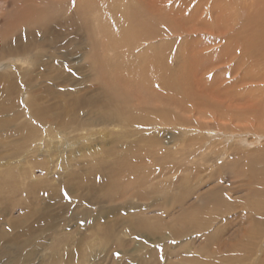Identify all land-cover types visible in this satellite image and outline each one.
<instances>
[{
	"label": "rangeland",
	"instance_id": "374dc122",
	"mask_svg": "<svg viewBox=\"0 0 264 264\" xmlns=\"http://www.w3.org/2000/svg\"><path fill=\"white\" fill-rule=\"evenodd\" d=\"M238 1L0 0V47L14 42L27 28L39 34L31 40L30 53L22 58L24 60L13 62L12 56L7 54L0 57V181L4 183L3 193H7L4 203H0V230L6 234L0 240V264L15 262L14 255L1 253L11 247V241L24 247V257L31 254L25 264H191L195 258L202 264H264V174H259V180L257 173L253 177L246 174L250 173L247 170L250 159L264 150L261 113L264 103L260 114L250 113L255 102L236 94L241 82L233 81L234 74L228 86L219 76L215 77L217 83L207 86L200 69L194 68L201 65V60L192 57L200 50L210 54L232 50L228 43L245 34L240 33V29L248 24L247 16L239 11L241 17L234 19L231 15L227 18L223 12L226 8L234 9L232 4ZM89 2H101L99 9L102 10L124 4L121 11L124 9L125 15L120 22L114 21L120 20V16L113 13L107 19L99 16L101 20L92 14L83 16ZM254 2L252 5L248 2V10L261 9L262 4ZM139 12L151 13L153 19L146 24ZM130 13L136 14L125 18ZM50 14L46 28L34 27L36 19ZM138 16V24H146L143 28L134 22ZM131 18L132 21H128ZM112 26L117 32L127 27L135 40L116 41L117 33L110 28ZM207 42H210L209 47ZM150 44L154 48L151 54L161 51L175 54L172 63L164 59L169 69L174 67L183 72L184 59L192 66V71L185 70L182 75L183 82L193 89L192 93L198 98L195 103L203 100L205 106L180 111L160 105L163 113H172L171 120L166 122L164 116L154 115L156 111H149V104L142 102L140 107L148 109L139 127L123 129L116 122H97L102 115L109 114L113 118L119 109L111 105L100 84L96 62L104 63V73L108 77L115 63L121 61L128 50L148 51ZM235 46L241 49L242 43ZM183 48H187L186 58L181 56ZM128 53L130 57L135 55ZM242 63L246 71L248 63ZM222 69L224 72L226 68ZM12 86L18 89L12 90ZM31 100H37L36 105L31 104ZM43 110L49 115H66V126L40 129L35 112ZM175 117L185 119L175 121ZM71 118L76 121L68 124ZM56 121L62 122L57 118ZM33 131L36 133L31 139ZM223 131L231 133L230 137L244 138L240 140L242 144L236 149L237 153L226 154L227 157L216 165L217 156L232 146L227 141L210 140L212 135ZM256 136L262 137L257 139ZM255 138L258 143L249 147L246 143ZM132 147L137 152L133 153ZM198 148L203 149V154L197 152ZM175 149L181 154L188 151V172L181 175L189 179L190 187L197 193H191L192 189L189 193L171 192L167 187L172 176L162 175L163 167L168 168L171 160L180 166L179 160L173 157ZM191 153H197L198 158ZM133 157L140 158L141 162L130 168L124 165ZM147 173L156 174L158 178L152 184L143 181L137 189L145 198H139L132 183L139 175ZM133 174L136 175L131 176ZM124 177L127 182L123 184ZM216 186L225 190L220 194L226 204L202 205L199 199L205 200ZM236 186L241 188L237 193L226 191L227 188L235 191ZM124 188L131 192L121 193ZM58 195L62 200H58ZM179 197L185 203L182 204L184 209L181 203L175 205ZM29 212L33 213L29 215ZM188 212H191L189 218L198 214L199 218L208 219L212 228L200 231L197 222L191 225L186 236L173 238L171 228L181 229L182 216ZM136 219H146L150 223L142 228L144 230H138ZM19 220L20 225H13ZM26 227H35L34 237L24 236ZM51 248L61 250L57 259ZM188 255L192 257L190 261Z\"/></svg>",
	"mask_w": 264,
	"mask_h": 264
},
{
	"label": "bare ground",
	"instance_id": "6f19581e",
	"mask_svg": "<svg viewBox=\"0 0 264 264\" xmlns=\"http://www.w3.org/2000/svg\"><path fill=\"white\" fill-rule=\"evenodd\" d=\"M18 2H19V0H18ZM248 2H250V5H252V2L255 3L254 0H239L237 3L232 4L234 9L227 10V8H226L225 12H223L221 10V12H223V14H225V16L227 18H229L232 15L234 19H237L238 16H240L238 14L239 11L243 15L247 16L246 17L247 19L245 21H247L248 24L242 23L244 26L240 29V30H242L240 33H245V34H240L241 35L240 37H238V38L236 37L237 40L235 39V40H232L230 43H228V44H230L228 47L232 48V50L229 53H224V51H223L222 54L220 52L210 54L209 51L200 50L197 53L196 52L193 53L192 57L194 55V57L197 56V60H201L200 61L201 65L195 66L194 68L200 69L201 74H202L201 76L203 77V82L206 83L207 86L210 85V87H212L213 83H217L216 82L217 79H215V77H217V76L223 77V81H225V82H223L221 80L219 82H223L225 84V86H228L230 84H227V83L232 82V81H229L230 78L232 77V75L233 74L236 75V79H234L233 81L234 82H239V81L241 82V85H239L240 88L236 92V94L239 95V97H241L242 99H243V97H249V99L252 98V102H255V107L251 109L250 113H256L255 115L257 116L258 114H260L259 112H260V110H262L261 105L264 103V0H257V3L262 4V7L260 10H256V11L248 10V9H250L248 7V6H250V5H248ZM5 3H4V5H5ZM94 3H92V2L88 3V7L85 8L82 12L83 16H85V15L87 16L89 14H92L94 16H97V19H99L100 17H103V19L104 18L107 19L108 17H111L110 15L113 13V14H117L120 16V20L116 21L113 19L115 22L122 21V19H123L122 15H125L122 13L125 10L123 9V11H121L122 7H124L123 6L124 4L123 5L117 4V5L107 6L104 8L105 10L104 9L102 10V9H99V7L102 5L101 2H94ZM48 6H47V4L45 5L46 8ZM42 8L44 10V7H42ZM39 10H40V8H39ZM47 12H48V10H47ZM135 14L136 13H130L129 15L125 16V18H130V16L135 15ZM139 14H140L141 18L145 17L143 19V22H145L146 24H149L151 19H153L151 13L139 12ZM153 14H154V12H153ZM35 15H34V17H35ZM252 15H256V17L252 16ZM50 16H51V14L48 16L42 17L40 19H36L37 20L36 22L33 20L32 22H35V23H33L34 27L36 29L39 28L40 30H42V27L46 28L45 22L48 21V18ZM140 17L138 16L136 18V21L134 20V22H136V24L139 23ZM100 20H101V18H100ZM128 21L131 22L132 18ZM32 22H30L31 26H32ZM106 23H107V21H106ZM145 23L138 24L137 27L140 26V28H143V26H146ZM118 24H116V25H118ZM28 25H29V22H28ZM250 25L253 26L254 29ZM21 27H23V26H21ZM25 27H26V24H25ZM114 27L115 26H112L110 28H114ZM27 29H29V30H27ZM27 29L22 30V32H21L22 34L14 42L10 43V42L5 41L7 44L0 47V57L1 56L4 57V55L7 54V55L12 56L11 61H13V62L18 61V60H21V61L24 60L22 58L26 57L25 55L30 53L31 40H34V38L37 35H39L37 33H36L37 35L35 34L36 31L30 30V28H27ZM127 29L128 28L126 27V29L122 30V32L120 30H119L120 32H117L116 28H114V32L117 33L115 36L116 41L131 40L133 42L135 40V38L133 37V34L131 32H127ZM253 30H255V31L253 32ZM199 31L200 30H194V32H199ZM200 36H201V39H204V37H205L202 34ZM180 38H181V36H180ZM231 38L233 39V37H231ZM228 39H230V38H228ZM203 43H205V42H202V44ZM209 43L210 42L206 43V44H208V47H209ZM239 43H242L241 49H240V46H235V45H238ZM153 44H150L148 51L145 50V51L136 53L135 51L128 50L125 54L126 56H122L121 61H118L115 63L114 71H112L111 75L108 77L104 73V68H105L104 63L100 62V61L96 62V67H97L98 77L100 79V84H101L102 88L104 89V91L107 93L106 95H107V98L110 100L111 105L119 109L118 113L115 114L113 118L109 114L108 115H102L101 117H99L97 119V122L107 123V124H115V122H116L123 129L132 128L133 126L139 127V121L140 120L145 121L144 120L145 116L143 118L142 115H144V112L146 111V109H148V108L142 109L140 107L139 104L142 102H146L149 104V106H150L149 111L150 110H152V112L154 110L156 111L154 113V115H157L159 117L164 116L167 120L166 122H169L171 120L170 118H172V113L171 112L168 114L163 113L162 112L163 109L159 108L160 105H163V106L169 107V108H173V109L175 108L177 110L179 109L180 111L182 109L184 111H186L187 109L191 110L192 108L193 109H200L202 106H205V103L203 100L199 101L198 104L195 103L198 100V98H195L194 93H192L193 89L188 86V83L184 84V82H183L184 77L182 75H185L184 74L185 70L192 71V66L186 64L185 59H184L183 72L175 70L174 67L169 69L168 68L169 65L164 63V59H169L172 63V57L175 56V54L170 53V52L164 53L162 51L158 54H156V53L151 54L152 53L151 51L154 49V48H152ZM185 49H187V48H183L182 49L183 52H181L182 53L181 56H183V58L187 57V51H185ZM237 50L245 51V53L244 54H238ZM128 52H133L135 55L133 57H130L129 56L130 53H128ZM242 61L245 63L246 62L248 63V68L246 69V71L243 70L246 65H244L242 63ZM104 62H105V60H104ZM217 65H220V68ZM224 67L226 69L223 72L222 68H224ZM250 69H251V71H250ZM124 73H126V75ZM1 84L2 83H0V87H1ZM234 84L236 85L237 83H234ZM221 85L222 84H220V86ZM15 89H18V88L15 86H12V90H15ZM225 90L227 91L226 88H225ZM130 96H133L134 98L136 97L135 100H133L134 98L130 99ZM36 102H37V100H34V101H32L31 104L34 103V105H36L35 104ZM250 105H252V104H250ZM72 106H71V108L75 109V106L74 105H72ZM34 107H32V108L34 109ZM57 108H58V106H57ZM71 108L70 109L67 108V109L69 111H72ZM133 108H135V109H133ZM136 109H139V111L138 112L133 111ZM166 109H168V108H166ZM39 110H40V108H39ZM47 110L54 111L55 109H47ZM47 110L46 111L43 110L39 113L35 112V116L37 117L36 124H37V122L40 124V126H39L40 129H44L47 126H51V128H53V129L59 125L66 126V122H65L67 120L66 115L64 116L63 114H60L58 116V114L55 115V113H52L55 115V116L54 115L52 116V114L51 115L47 114V112H48ZM122 112L124 113V115L122 114ZM67 113H69V112H67ZM261 113H263L262 118L264 120V108L261 111ZM243 114H245V113H243ZM116 116H117V121H115ZM56 118L62 120V122L61 121L57 122ZM175 118H176L175 121H183L185 119L183 117H182L183 119H181V118L179 119L177 117H175ZM32 119H34V118H32ZM119 119L121 121H118ZM74 121H76L75 118H71L69 120L68 124L74 123ZM48 123L50 125H48ZM76 127L79 128L78 126H76ZM35 133H36V131H33L32 135L30 136L31 139ZM43 134H44V132H43ZM263 134H261V135H263ZM230 135H232V134L223 131L222 133H218L217 135L211 136L212 139H210V140L214 141L215 143H222V142L225 143L226 141L228 143H232V146L229 147L224 154H219L217 156L216 165H218V162L222 158L225 159L227 156H229L230 153H237L236 149H238V147L240 146V143H241L240 140H243V138H244V136L238 137L239 136L238 135L237 137L239 139H237V137H233L234 135L232 137H230ZM44 136H45V134H44ZM28 137H29V135H28ZM256 137H257V139L258 138L260 139L262 136L261 137L256 136ZM41 140H42V138L39 139V141H41ZM219 141H221V142H219ZM256 143H258V141L255 138L254 141H248L246 144L249 145V147H250V146H255ZM246 144H245V146H246ZM185 147L186 146H184L183 148H185ZM192 147H193V145H192ZM132 149H133V147H132ZM172 150H174V149H172ZM202 150H203L202 148H198L197 152L199 151V154H203V153H201ZM133 151H136L135 148L132 150V152ZM168 151H170V150H168ZM260 151L261 152H260V155L258 157L250 159L251 164H250V166H248V169H247L250 171V173L248 171L246 173V171H245V173L247 175H249L250 177H253L254 174L257 173V176H256L257 179L260 177L259 174H264V150L261 149ZM152 152H153V150H152ZM173 152H174L173 157L177 158L179 160L180 166H178V164L176 165L171 160L168 168L163 167L162 175H171L172 176V181L167 185V187H169L171 189V192L173 190H178V192H180V193H189V191L191 189H192L190 191L191 193L196 192L195 189L190 187L189 179H187L186 176L181 175V174H184L185 172H188V170H186L187 169L186 165L189 163L188 151L181 154L179 149H175V151H173ZM191 154L193 155V157L198 158L197 153H196V155H194L193 153H191ZM205 154H207V153H205ZM226 154H227V156H226ZM155 155H157V154L155 153ZM130 157L131 156H129V158ZM138 162H141L140 158L135 159L133 157L132 160L125 162L124 165L128 164L129 168L135 167V164H138ZM143 162H144V160H143ZM150 162H151V160H150ZM219 168L220 167L217 166V169H219ZM126 170L131 172V173H136L135 170H133V172L130 169L129 170L126 169ZM126 170H125V172H126ZM152 172H153V170H152ZM135 175L136 174H133L131 176H135ZM125 178L126 177H124V179L122 181L123 184L126 181ZM157 178H158L157 175L153 174V173H151V174L147 173L146 175H141V176L139 175L135 181L133 180L134 183H132L133 184L132 188H134V190H138L137 193H139L138 194L139 198H145V195L142 194L143 192H139L140 190L137 188L143 183V181H149L150 184H152L154 181L157 180ZM263 178H264V176H263ZM243 179L245 180L246 178H243ZM244 180H243V182H245ZM198 183H199L198 185H201L202 181L201 182L199 181ZM120 185H121V183H120ZM3 187H4V183L2 181H0V203H4V201L6 200V199H3V197L7 194V193H3V191H2ZM7 188L10 189V186L7 185ZM126 188L128 189V186H126ZM126 188H124L125 191H121V193L127 194V193L131 192V191L129 192L128 191L129 189L127 190ZM261 188H263V187H261ZM231 189H234V188L232 187ZM227 190L229 191V193H237L239 190H241V188L238 189L236 186L235 191L229 190V188H227L226 191ZM224 192H225L224 189H222L220 186H216L209 192V194L207 195L208 197L205 200L199 199V198H197V200L199 199V201L201 202L202 205L207 204L208 207L212 206L211 204L216 205V206H224L227 201L224 200L223 196H221V194H220V193H224ZM252 192H254V191L252 190ZM263 193H264V191H263ZM202 194H201V196H202ZM22 195L26 196V193H22ZM58 196H59L58 200H59V198L61 199V196L60 195H58ZM198 196H199V194H198ZM229 196H227V197L230 198ZM257 196L260 197V195H257ZM50 202L51 201H48L47 203H50ZM179 203H181V206L184 209L182 204H185V203H184L183 199H181V197L175 199V205L179 204ZM191 204H190V206H191ZM252 204H251V206H252ZM255 204H256V202H255ZM197 206H199V205L197 204ZM199 207H197V208H199ZM201 207L203 208V206H201ZM230 208L232 209V207H230ZM226 209L228 210V208H226ZM231 209H230V211H231ZM7 212H8V210L5 211L4 213H7ZM203 212H206V211H203ZM32 213L33 212H29L28 214L31 215ZM166 214H168V213H166ZM166 214L164 213L163 215H166ZM190 214H191V212H188L185 215L183 214L182 219H181V225H182L181 229L178 230L175 227L171 228L173 238H175L177 236H186L187 233L189 232L190 228H191V225H193L197 222L200 226L199 227L200 231L202 230V231L206 232L212 226V223L208 219L205 220V219L199 218L198 214L195 218H189ZM5 215H8V214H5ZM201 217H202V215H201ZM229 217L230 216L225 217L224 219H228ZM41 219L44 220V217L41 216ZM256 219L254 217V220H256ZM19 222H21V220H19L18 222H14L13 225H20ZM149 223L150 222H148L146 219H138V220L136 219L135 224H136L138 230H144L142 228L147 227ZM34 228L35 227H26L23 231L24 236H26L28 238L34 237L33 236L34 232H35ZM215 234H217V233H215ZM5 235L6 234L1 229L0 230V240L3 239ZM11 242H12L11 247H9V249L3 250L1 253L14 255L15 262L12 261L11 264H25L28 257L31 256V254L26 255L24 257L22 254V249L24 247H22V245H19V243H16L15 241H11ZM219 243H221V242H219ZM51 250H53L52 254L57 259L59 257L61 250L57 249V248H51ZM22 257H24V258L22 259ZM187 257H188L187 258L188 261H190L192 259V257H189V255ZM191 264H202V262H200V260L198 258H195Z\"/></svg>",
	"mask_w": 264,
	"mask_h": 264
}]
</instances>
